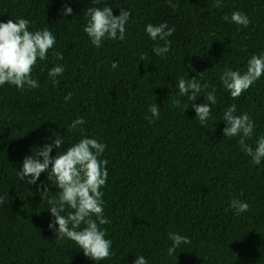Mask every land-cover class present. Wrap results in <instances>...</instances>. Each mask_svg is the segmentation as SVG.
Here are the masks:
<instances>
[{"label": "trees", "instance_id": "1", "mask_svg": "<svg viewBox=\"0 0 264 264\" xmlns=\"http://www.w3.org/2000/svg\"><path fill=\"white\" fill-rule=\"evenodd\" d=\"M215 3L0 0V22L24 18L30 31L48 28L56 37L48 59L32 71L38 88L0 86V264H96L48 228L53 217L37 187L46 184L49 197L57 189L46 173L37 185L17 175L23 159L52 143L57 133L64 141L58 151L82 137L106 145L101 159L108 161V176L101 191L110 223L100 227L107 230L113 255L100 264H134L139 256L148 264H264V160L250 163L239 137H223L222 120L232 104L236 115L248 113L255 128L247 143L255 147L264 136V76L236 100L220 82L224 70L243 72L252 55L264 54V0ZM65 5L72 15H63ZM104 6L112 7L114 16L121 8L131 15L123 41L105 40L96 48L83 31L86 10ZM234 11L248 16V27L223 19L230 20ZM160 23L175 28L163 58L153 52L163 42L145 32L148 24ZM54 51L64 59H54ZM57 64L65 71L54 86L48 71ZM181 77L209 87L196 101L185 96L182 107L173 108ZM213 87L217 103L201 127L192 104L207 103L203 96ZM68 93L72 97L65 102ZM152 104L158 105L159 118L150 123L145 117H151ZM77 117L86 123L69 131ZM233 199L250 204L249 211L236 216L229 207ZM169 233L191 243L169 256Z\"/></svg>", "mask_w": 264, "mask_h": 264}, {"label": "clouds", "instance_id": "2", "mask_svg": "<svg viewBox=\"0 0 264 264\" xmlns=\"http://www.w3.org/2000/svg\"><path fill=\"white\" fill-rule=\"evenodd\" d=\"M222 0H216L215 6L220 7ZM99 5L101 0H95ZM175 8L176 5H171ZM73 9L67 7L63 15H72ZM87 22L83 27L84 33L88 36L91 44L100 48L105 40L123 41L126 35V24L130 18V11L120 9L118 16L113 15V8L89 7L86 10ZM225 21L241 27H248L251 21L248 16L240 11H234L230 17L225 15ZM146 34L153 41L163 42V46H155L153 52L160 57H166L170 51L175 28H169L167 23L158 25L148 24ZM56 37L48 28L36 31L29 30V20L18 18L8 19L0 22V86L8 84L15 86L18 90H32L39 87L37 80L32 78V71L38 62L48 59V53L54 48ZM54 59L63 60V53L52 52ZM141 61L147 59V54L140 57ZM118 65L114 62L112 68ZM191 68V64L188 65ZM65 69L63 65L57 64L48 71V77L54 86H58V76H62ZM202 73L199 74L201 76ZM264 76V54L252 55L247 61L246 70L234 71L230 68L224 70L220 76L223 88L230 93L233 100L238 99L244 92ZM179 90V97L173 101V108L182 107V97L196 101L198 94L207 89V83L201 85L196 78L186 79L181 77L176 85ZM216 88L206 92L203 96L207 103L192 104L195 111V118L200 122L201 127L207 126L211 116L212 105L217 103L215 96ZM190 93V95H189ZM72 93L64 97L68 102ZM148 111L151 117H145L150 123L159 118V107L156 104L150 105ZM236 105H230L223 113V122L226 127L223 129V137L229 139L239 137L238 144L242 152L250 157V163L260 165L264 160V136H261L250 146L247 141L252 138L255 128L254 122L248 113L236 115ZM86 121L77 117L69 126V131L76 130ZM83 132V128H80ZM64 145L62 136L56 134L52 143L44 144L43 147L35 148V153L26 156L22 162V168L17 171L20 181L28 185H37L42 173H46L47 180L57 189L55 195L49 197L48 186L43 182L37 187L41 200H46L53 220L48 228L54 232L56 239L72 241L83 255L100 264V262L111 258L113 255L112 241L106 239L107 230L100 226L107 225L110 220L104 215V193L101 191L106 186L108 172L107 160L101 159L105 152L106 145L95 138L82 137L78 142L68 146L63 151H58ZM56 149V155L51 154ZM4 198L0 197V204ZM236 216L249 211L250 204L233 199L229 205ZM66 213V214H63ZM83 225V227H82ZM172 245L167 249L169 256H172L181 244H190L191 240L179 234L169 233ZM134 264H148V261L139 256L135 258Z\"/></svg>", "mask_w": 264, "mask_h": 264}]
</instances>
